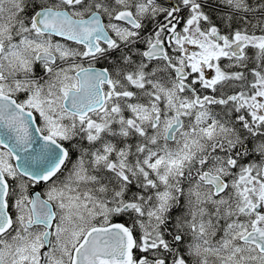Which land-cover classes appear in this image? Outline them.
Masks as SVG:
<instances>
[{
	"label": "flooded vegetation",
	"instance_id": "af4514ba",
	"mask_svg": "<svg viewBox=\"0 0 264 264\" xmlns=\"http://www.w3.org/2000/svg\"><path fill=\"white\" fill-rule=\"evenodd\" d=\"M206 3L203 9L211 15L210 23H199L205 35L198 40L194 35V0H0V96L30 113L38 133L57 140L66 153L54 175L46 181L34 182L17 172L10 153L0 146V180L5 184V220L0 210V264H72L74 249L88 230L112 225L124 227L131 241L129 258L122 264H264V250L260 248H264V19L248 22L250 17H228L225 21L218 5L216 10L210 0ZM245 4L246 7L254 4V13L264 17V0H246ZM200 6L201 2L197 7ZM48 11L59 13L55 21L60 28L65 27V20L83 21L92 17L112 38L107 40L110 45L95 40V47L86 48L85 43L43 32L49 28L42 26L49 24L52 16L39 20L38 15ZM220 30H223L221 34ZM249 31L261 38L257 44L245 39ZM209 37L213 44H205L200 50L199 45ZM137 42L135 47L132 43ZM236 43L238 46L234 47ZM31 47L37 48L31 50ZM150 48L153 50L148 58L143 57ZM218 53L222 56L219 63L224 65L221 78L207 84L209 87L200 86L194 61L206 54L214 58ZM8 62H14L17 70L6 71ZM135 62L138 70L146 74V88L158 84V78H165L175 110L184 104L192 117L199 106L210 119L223 122L227 133L216 141L223 140L222 149L215 148L218 151H213L215 154L208 159L211 162L200 166L194 162L193 155L190 164L177 174L178 187L163 202L148 185L145 187L150 174L147 177L143 173L142 184L138 173L129 176L124 188H115L116 183L112 187L115 191L110 196L112 209L108 215H96L70 242L75 221L81 218L80 224L84 223V208L78 202L86 199L53 198L56 182L63 188L80 162L86 167L100 166L91 153L102 145L103 136L87 129L86 124L88 119L103 113L110 103L122 108V118L132 117L130 107L140 104L136 103L139 89L135 97L116 99L114 95L120 90L134 91L131 81L136 72L132 67ZM85 69L105 72L100 79L89 81L93 86L98 84L103 105L79 117L65 111L63 103L66 100L69 109L79 110L67 95L78 89L76 75ZM157 73L158 77L152 78ZM62 82L66 86L58 90L63 118L60 122L56 119L57 125L64 131L63 125L71 123L79 129L77 134L54 132L36 105L37 91L48 96ZM141 95L145 102L144 93ZM158 105L163 111L162 100ZM175 110L168 108L169 112L162 114L157 124L171 117L168 126L174 128V122L180 127L183 116L171 112ZM49 111L52 118L58 115L51 108ZM151 132V129L145 132L147 137ZM131 136L134 135L112 137L128 143ZM157 141L166 142L165 132ZM81 150L87 152L82 159L78 155ZM144 152L145 148L136 151L137 157L141 158ZM219 157L223 162L218 164L215 159ZM145 169L149 172L146 164ZM95 173L98 177L104 173L113 175L102 168ZM205 175L209 179L217 177L222 188L217 191L215 186L205 183ZM132 190L141 191L146 197L142 216L136 213ZM194 194L201 198L195 200ZM34 195L43 203L40 210L31 206ZM99 196L97 200L108 207L109 195ZM242 203L246 205L242 207ZM239 207H242L240 211ZM195 210L202 215H196Z\"/></svg>",
	"mask_w": 264,
	"mask_h": 264
},
{
	"label": "rangeland",
	"instance_id": "374dc122",
	"mask_svg": "<svg viewBox=\"0 0 264 264\" xmlns=\"http://www.w3.org/2000/svg\"><path fill=\"white\" fill-rule=\"evenodd\" d=\"M217 3L218 6H222V9L226 10L227 14H232L234 19H237L240 15L242 18H248L250 14L256 12L254 4L250 7H246L245 1L241 0H212ZM201 0L197 1L194 0V35L196 36V39L200 40L203 38L202 36L205 35L203 31H201V27L199 23L206 20L203 12L200 11V9L197 7L199 5ZM208 0H203L201 2L202 7L205 8L208 4L206 3ZM232 7V8H231ZM238 9L241 11H238ZM245 16V17H244ZM253 16H257L255 13ZM251 17V16H249ZM123 33V31H120ZM251 31H249V35L246 36V40L249 42H252L254 45L257 44V42L261 38L254 37L253 34H250ZM244 36V35H242ZM208 41H204L199 45V49L203 50L205 48V44H213V41L211 37L207 38ZM140 42V41H139ZM132 43L135 47L139 43ZM194 46H197V42H194ZM37 47H31V50H35ZM214 49L219 52L218 48ZM63 56V55H62ZM135 57V55H134ZM222 56L221 53L217 54L214 58L210 55L201 56L197 60L194 61V72L198 75V79L201 81L200 86L209 87L207 84L214 83L215 81H218L219 78L222 76V71L224 70L223 63H219ZM129 63V62H128ZM130 66V64H129ZM132 67L134 69L133 72V80L131 81V85L134 88L130 91H116V94L114 95V98H129L135 97V93L137 92V99L138 101L133 107H130L132 117L125 116V118H122V108L117 107L115 104L110 103L108 107H106L105 111H102L103 113L100 114V117H96L95 119H88V123L86 124L87 129L94 130L95 134H102L103 131L106 133H109L110 135L113 134L109 129H103L104 126L102 125L104 121H115L118 124V128L121 134H131L134 136L130 137V141L128 144L125 140H118L113 143L112 141L102 142V145H98V148H94L93 152L91 153L92 156H94L93 160L94 162H97V164L100 166L96 169L93 165L89 166L84 164L83 162H80L78 164L77 170L74 171L71 174V178L66 181L67 184L62 188L60 186V182H56L55 185V197L58 200L60 198H69L71 201L72 199H83L86 200L84 202H78L81 208H84V223L80 224L81 222L78 219L79 216H76L75 218L78 219L75 221L74 224V231L71 234V240L72 242L75 237L82 231V229L91 224L92 221H94V218L98 214L108 215V213L111 211L112 206V190H114L116 183L117 188L120 186L121 188H124V185L126 182H129V176H135L136 173H138L137 178L142 184L141 178L143 177V173H146V176L148 177L149 174H153L155 179L157 181H160L159 186H162L161 190H157L155 183L152 182V179H147L145 187L147 186L150 190L153 191L156 198L163 202L167 197L172 196L171 190L175 189L179 185V179L177 178V174L181 172V169L184 166H188L191 162V158L194 155V162L200 166L204 165V163L207 161L208 163L211 162L212 156L215 154L214 152L218 151L215 148L221 150L222 149V141H219V139H222L223 133L226 132V128L221 121H215L216 118L211 119L206 115V112L203 108L198 106V109L194 111V115L191 117V115L188 114L187 106L184 104H180L178 106V110H175V102L173 100V95L166 87V82L164 77H160L157 80L159 81L158 84H151L149 88H146L145 78L146 74H143L142 71L138 70V64L135 62V64H132ZM16 71V65L14 62H8L6 65V71ZM131 69V67H130ZM2 71H0L1 73ZM59 72H61L59 70ZM117 76V72H116ZM158 77L157 74H153L152 78ZM120 80L121 76L118 75ZM131 75L127 77V79H130ZM197 80V78H194ZM64 86H66V83L62 82L61 84L56 85L55 92L52 94H49L48 96H45L44 94L41 95L40 91L36 92V105L39 107V109L44 113V116L46 119H48L53 126V131L57 134H62L65 132L67 135L72 133L77 134L79 132V129L75 128L71 123L64 126L63 130H59V126L57 125L58 121L56 119H60L62 121V113L60 112V93L58 88L63 90ZM121 89L124 87L121 86ZM144 91V92H143ZM142 93H144V96L146 97V101L143 102L144 98L142 97ZM48 97V99H47ZM121 97V98H120ZM162 100V104L164 105L163 111L160 109V106L158 105V102ZM46 101V102H45ZM45 102V103H44ZM54 103L53 105H51ZM184 106V107H183ZM52 109L53 114L57 113L58 115L55 116V118L50 117V111L49 109ZM168 108H171L172 113H177L178 115H182L183 119L181 121V125L178 128V131L176 134L173 135L170 142L168 141H157V139H161L163 133L168 127V123L171 120V117H167L161 123L157 124V120L162 114H165L168 111ZM183 110V111H180ZM177 111V112H176ZM49 113V114H48ZM61 117V118H60ZM109 126V125H106ZM86 131H89L87 130ZM154 130L153 133H151L148 137L145 134V132L148 130ZM76 130V131H74ZM93 132V133H94ZM92 132H90L91 134ZM227 133V132H226ZM177 135V136H176ZM105 139V138H104ZM90 147H93L94 145H87ZM102 149L104 151L103 154L98 155L99 149ZM142 148H145V152L141 154V158L137 157L136 151L140 152L142 151ZM130 149V150H129ZM131 149H134L131 151ZM214 151V152H213ZM114 154V155H113ZM80 156V159H82L84 156L86 157L87 152L85 150H81L78 154ZM78 155L75 159H79ZM112 156L115 159H112ZM116 156V157H115ZM218 164L219 162H223V159L219 157V159H215ZM145 164L148 167L149 172H146ZM89 166V167H88ZM119 166V167H118ZM219 170L222 171V166L219 165ZM99 168L107 169L112 174L110 176L106 173L97 176V172ZM121 168V169H119ZM120 170L121 174H118L116 171ZM226 169H224L225 172ZM95 173V174H94ZM140 176V177H139ZM145 176V174H144ZM68 177V176H67ZM115 178V179H114ZM111 180L107 182L106 180ZM102 182V183H101ZM113 182V184H112ZM58 183V184H57ZM104 183V184H103ZM106 184V185H105ZM110 187V188H108ZM184 187V186H183ZM111 189V190H110ZM170 189V192H169ZM181 188H179L180 190ZM106 190V192H105ZM115 191V190H114ZM121 191V190H120ZM122 192V191H121ZM120 192V194H121ZM108 193V194H107ZM116 195V192H114ZM131 194H134V198L136 201H134L136 205V213L140 214L142 216V208L144 201L146 199L145 196H143L141 191H130ZM101 194L104 195L105 198H109L108 207L106 206V203H100L98 198L96 196H101ZM176 194V193H175ZM106 195V196H105ZM99 196V197H100ZM144 197V200L141 201V199ZM201 197L194 194V199L199 200ZM223 201V200H222ZM89 202V203H87ZM87 203V205H86ZM123 204V203H119ZM246 204L242 203V207H244ZM162 207V206H160ZM242 207H239V211ZM200 209V207H198ZM198 208H195L196 210H199ZM195 210V211H196ZM195 214V212H194ZM201 214V211H196V215ZM195 215V218H196ZM201 217V216H200ZM176 218V217H175ZM194 218V220H196ZM83 222V221H82ZM143 220H141V223Z\"/></svg>",
	"mask_w": 264,
	"mask_h": 264
},
{
	"label": "water",
	"instance_id": "95a60500",
	"mask_svg": "<svg viewBox=\"0 0 264 264\" xmlns=\"http://www.w3.org/2000/svg\"><path fill=\"white\" fill-rule=\"evenodd\" d=\"M46 15L52 16V19L49 24L47 23L42 26L49 28L48 30H43V32L46 31L74 43H85L84 46L86 48L95 47V40L110 44V42H107V33L102 29L99 22L95 21L92 17L83 21L65 20V27L60 28L57 26L58 24L56 25L55 21L58 19L57 16H60L59 13L50 11L43 12L38 15V19L40 20L41 17ZM53 22L54 24H52ZM237 46L238 43L234 47ZM144 56L147 57L146 53ZM93 73L101 72L94 69H87L77 73L78 90L72 91L67 95V97L70 96L75 107L82 109V98L84 96L93 98L95 93H98V84L93 86L89 83L91 74ZM96 103V106L84 110L69 109L66 105V100L63 106L65 111L83 117L86 113L101 106L102 99L100 96ZM173 132L174 128L169 129L167 131L169 135L166 138L169 139L170 134ZM0 146L10 153L17 172L34 182L49 179L61 168L66 157L64 149L55 140L43 137L38 133L30 113L20 110L10 99L1 96ZM209 178L208 175H205V183L215 186L217 191L222 188L220 180L217 177ZM4 196L5 184L0 180V210L5 220ZM41 204L43 203L38 195L31 196L32 207L35 206L37 210H40ZM130 247L131 241L124 227L112 225L92 228L74 249L72 264H122V262L124 263L129 258ZM260 248L264 250L262 246Z\"/></svg>",
	"mask_w": 264,
	"mask_h": 264
},
{
	"label": "trees",
	"instance_id": "16d2710c",
	"mask_svg": "<svg viewBox=\"0 0 264 264\" xmlns=\"http://www.w3.org/2000/svg\"><path fill=\"white\" fill-rule=\"evenodd\" d=\"M203 0H201V2H202ZM211 1V3H212V5H213V8L214 9H216L217 10V8H216V6L215 5H217V3L215 2V1H212V0H210ZM244 1H246V0H244ZM252 1V0H251ZM220 8H221V14H220V16L222 17V19L223 20H225V21H228V17H233V15L232 14H227L226 12H224V11H226V10H224V9H222V6H219ZM199 9H200V11L201 12H203V14H204V16H205V18H206V20H204V21H206L207 23H210V21H209V18H211V15L210 14H208L207 13V11H204V9H203V7H202V4H201V6L199 7ZM238 11H240L239 9H238ZM241 12V11H240ZM253 15V13L252 14H250L249 16H251L250 18H251V20H249L248 19V22L249 21H251V22H256V21H259V22H262L263 21V19H264V17L262 18V16H252ZM220 16H218V17H220ZM249 16H248V18H249ZM257 17V18H256ZM234 18V17H233ZM240 18H242L240 15L238 16V19H240ZM224 30V29H223ZM223 30H220V34H221V31H223Z\"/></svg>",
	"mask_w": 264,
	"mask_h": 264
}]
</instances>
